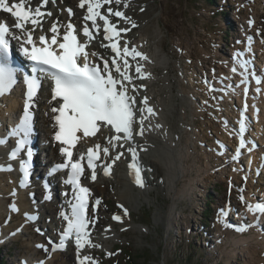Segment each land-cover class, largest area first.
<instances>
[{
    "label": "snow or ice",
    "instance_id": "obj_1",
    "mask_svg": "<svg viewBox=\"0 0 264 264\" xmlns=\"http://www.w3.org/2000/svg\"><path fill=\"white\" fill-rule=\"evenodd\" d=\"M48 3L49 0H42L39 6L32 8L26 6L25 0H14L12 3L10 0H0V10L10 13L15 19L14 25L11 26L7 21L0 22V97L10 94L21 82V78L25 86L22 116L18 124L7 133L8 138H17L15 147L10 152V159L15 160L22 150L27 149L28 158L22 160L20 165L23 172L21 185L27 186L33 155L32 149L28 147L34 132L33 109L44 79H49L51 99L59 104L58 107L51 109L53 113H56L54 121L57 131L54 138L61 144L60 152L65 157V161L55 165L49 175L61 169H68L69 174L63 182L71 185L73 193L70 212L61 213L66 227L59 233L58 242H53L52 251L64 250L69 241H74L78 253V264H97L91 256L79 255L86 247L97 246L93 244L89 231V226L93 223V219L88 214L90 189L81 183L85 162L87 168L91 169V179L95 181L96 169L102 156H111L112 152L116 151L111 161L105 160L102 165L104 174L111 175L116 161L123 156V151L119 149H124L132 156L130 168L134 182L143 187L144 169L139 163L138 150L146 152L147 147L144 144H137L136 137L143 138L154 130L159 131L163 129V125L151 123V118L158 116V113L149 104L148 96L142 97L140 106L137 105V95L140 89L146 90L147 85L137 86L134 80L153 77L146 70L144 63L150 62L149 56L125 39L127 33L138 27L137 23L124 11L112 7L113 4L121 5L124 0H79L78 6L81 9L86 8L81 29L78 30L71 20L66 25H60L57 21L48 29L50 35L45 33L36 36L34 34L37 29L43 32L45 17L52 16L51 11L43 10ZM124 7H128L127 3H124ZM67 11L70 16L73 15L71 8ZM113 17L119 18V21L130 27L120 26L119 21L113 22ZM88 22H91V27ZM249 23L253 21L250 20ZM101 32L103 40L108 42L102 46L114 53L110 58L98 56L89 50V46ZM122 40L123 43H121ZM12 41L18 42L20 52L31 61L30 72L21 73V70L14 65ZM247 41L246 50L235 52L233 57L235 65L231 69L233 74L240 76L239 84L245 86L243 88L244 103L239 113L237 127L229 133L238 137V146L234 149L232 156L234 161L239 160L245 150L251 153L257 147L254 141H248L245 138L250 124L247 97L253 79L256 84L255 93L264 94V87H261L264 85V75H257L252 70V61L244 58L246 52L252 51L253 38L249 36ZM227 88L231 89L232 86L228 85ZM220 91L226 90L222 88ZM252 107L258 119L260 110L255 106ZM225 127L227 128V125ZM102 128H110L112 131V135L108 138V146L96 143L74 158L73 150L78 143L96 137ZM162 134L166 137L167 131L165 130ZM6 142L5 138L0 137V145ZM250 142L253 147H248ZM126 144L129 146L125 149ZM11 170L10 164L6 167L0 166V171ZM257 174H260L259 170ZM242 179L247 182L248 176L245 175ZM243 191V188L239 189L241 194L238 198L246 205L247 212L256 217L254 224L229 223L226 219L229 210L222 208L219 211V222L223 227L232 228L237 232L259 226L261 219L264 218V200L249 203L245 200ZM46 199H51V196H47ZM99 203L100 201L96 200V204L99 205ZM10 207L13 211H19L15 203ZM127 211L124 209L125 214ZM25 216L28 220L37 219V216L28 213ZM113 218L117 221L122 219L119 215ZM37 231L40 230L37 229ZM15 234V232L10 233V235ZM38 247L44 248V245H38ZM39 264H44V261H40Z\"/></svg>",
    "mask_w": 264,
    "mask_h": 264
},
{
    "label": "bare ground",
    "instance_id": "obj_2",
    "mask_svg": "<svg viewBox=\"0 0 264 264\" xmlns=\"http://www.w3.org/2000/svg\"><path fill=\"white\" fill-rule=\"evenodd\" d=\"M65 2L64 0H57L55 16L52 17L53 22L49 24L48 21H45V27L50 28L51 24L56 22V16L60 17L59 23H61V25L67 23L70 20V15L67 11L69 7L75 9L74 19L79 18L80 14L85 13V11H83L78 6L79 0H65ZM236 3L238 4V10L236 14L240 18V23H242V25H240V28H248L250 32H255V45H257V33L260 32L261 36L264 37V0H256L254 2H252L251 0H236ZM241 6L243 8H240ZM122 9L127 11V8H125L124 6L122 7ZM250 14H256L257 16V24L254 22L256 26L253 28H249L248 26H253L252 23H249ZM126 15L129 16V14ZM157 17V14L153 12L147 17L145 15L142 21V25H146V29L147 32H149L148 35L151 38V41L159 38L157 34L159 30L156 31L157 29L153 27V22L157 19ZM244 23H246L245 26L243 25ZM142 25L140 26L142 27ZM158 29H160V27H158ZM160 41L161 43L156 42L157 47L155 49L149 47V45L147 44L149 40H147V42H144V46L145 48H147V50H145L146 54L150 58V62L146 61L144 63L146 70L152 74V77L156 68L155 66L159 63L160 65L162 64V66L165 67L166 72L164 75L160 76L158 80H155L156 78L145 79L142 80V84L147 85L146 91L148 92V97L150 98L149 104L152 105L154 103L151 101L152 99L155 101L157 93V89L156 87H153V84H155L156 81L158 84L162 82L160 90L164 95L159 94V96H161L162 98L160 97L161 99L159 101H155L158 109V116L152 117L151 123L153 125L162 124L163 129L159 131L154 130L143 138L139 137L138 144H144L147 147L146 152L139 150V153L140 156H142L145 160L147 166L154 169L152 175L153 177H155L153 179L149 178V187H161L167 194L172 195L174 198H178L180 196H185L191 193L192 185L195 184L196 181V177H191L189 174L191 172V165H189L188 160H190L191 157H194V162L200 165V169L198 170V172L201 174V180L203 182H207V176H214L213 174L215 172H219V170H216V168L221 165V161L219 160L221 156L215 154V152L221 150L220 148H223V145L221 144L222 140L226 142L231 140V135L229 134L231 131L228 127L224 129L222 120L226 119L227 117L230 120H233L234 118L230 117L229 113H225V116L220 117V121L218 120L216 115L217 113H219L217 107L219 106V104L217 105L215 100L213 99L214 93L209 90V87L203 85L206 82L203 75H200L199 73H193L196 76L199 75L198 79L201 80V82L199 83L197 82V80L195 83L196 77L190 76V80H192V83L191 81L189 83V79H187L184 71L186 67L183 68L182 64H180L179 62H173L171 59L169 60L170 54L168 52H164L166 51L164 47V40ZM98 46L103 47L102 43ZM217 50L218 49H216V51ZM260 51L264 57V43L261 44ZM222 64L218 67H223ZM172 69L175 71L173 75H171ZM260 72L264 74V70ZM221 73H224V71H221ZM203 92L204 96L202 95ZM197 95L202 96V98L198 97ZM199 98H201L202 100H199ZM205 101H207V103H205ZM56 106L57 101H52L51 90L45 84L38 95V99L36 100L33 112L34 118L38 122L40 136L49 141V146L47 148L51 152L50 161L53 164L59 161H65V157L60 152L61 144L58 143L54 138L55 132L57 131V127L54 121V116L56 115V113H53L51 109ZM7 107L8 111H19L22 115L23 101L20 100L18 92L15 93L14 96L8 98ZM4 109H6V105H1V110ZM228 109L229 108H227V110ZM0 115L3 117V113H1ZM173 116L176 118H174L175 120H173ZM197 120H201L202 122V124L200 125V129L195 128L194 123ZM203 127H205V130H212V133L216 136L211 144H205V139L203 138V134L201 133V131H204ZM165 130L167 131L166 137L162 134ZM103 136L104 134H100L97 138H89L81 141L79 147L76 149V154L79 156L82 151L86 150V147L88 145H91L98 139L103 138ZM206 136L209 139V134H206ZM234 146L235 145H232L231 148H233ZM203 148H206V150L210 153H205L204 151H202ZM3 151L4 147L0 148V154L2 157H4ZM211 158L215 159L211 160ZM225 158L226 160H229L227 157ZM202 159H204L205 162L201 161ZM42 160H46V157L44 155L42 156ZM5 164L9 163L5 162ZM119 168L121 177L120 191L118 192L120 196L119 198L125 199V201L129 200V198H137V201H140V199L146 197L147 188H142L141 186L139 187L130 177L124 166H121ZM239 169L229 171L227 174L226 172H224V170H221V173L229 179V182L232 183L233 187H236V205L243 204L238 198L241 194L239 192V189H244L242 193L243 195L251 192V181H254V178H250L244 167H240ZM245 175L248 176L247 182H244L242 179ZM262 176L263 178L259 180L261 185L264 182V168ZM110 178H101L97 180L96 182H94V187L104 189L106 182H109ZM55 181L57 182V185L59 187L62 186L61 174L56 177ZM64 190L67 195H65V193L61 191L59 198H54L51 201H45L42 205L43 215L44 211H47L50 214L45 218L47 219L48 217H51V220L46 221H49L53 226H55V229L58 228L57 224H59L58 213L60 212V208L64 209L66 200H68L73 195L71 187L69 185L65 184ZM262 190L264 191V186H262ZM13 193H15V195H13ZM44 193L45 192L42 191V188L38 190V195L41 194V196H44ZM249 196H251V194ZM38 199H40L39 196ZM103 199L105 198L103 197ZM226 199H231L230 193L223 196L222 202H225ZM13 203L17 205L19 211H13L11 209L10 205ZM174 205L175 204L170 207L168 216L173 213L175 209ZM26 213L31 215H35L37 213L34 208V200L31 199V196L27 195V190H25V188L21 186L18 177L13 172L0 171V228H2V230L4 231H7L13 229L14 227H16V225L18 226L24 224V231L26 233H23V235H17L15 238H13L14 240L18 239L21 236H28V232L30 230H33L35 232L37 229V224H34L33 220H28L25 216ZM126 215L128 216L129 214ZM10 220H15L16 223L11 224L9 223ZM168 222L169 221H167V223ZM39 223H41V221ZM216 225L218 227L223 226L221 223H218ZM242 235L243 232L238 234L231 231H226L224 233V240H226V242L229 243L233 240L236 243L235 248L233 250H230L229 252L230 257H235V253L237 252L236 249H238L239 247V250L244 251V254H242L246 255L247 257L246 262H249L250 264H264V241L262 236L255 234H250L248 236L247 234L243 236ZM27 245L29 247L31 246L32 253H36V256L41 257L42 259L48 257L51 253V246L48 244L46 237L41 233L36 232L35 234L28 236ZM38 245H44V248L38 247ZM30 254L31 253H29L28 255ZM77 255L78 253L76 247L70 245L64 252L53 254L52 257L47 260L46 264H77ZM29 257L32 256L30 255Z\"/></svg>",
    "mask_w": 264,
    "mask_h": 264
},
{
    "label": "rangeland",
    "instance_id": "obj_3",
    "mask_svg": "<svg viewBox=\"0 0 264 264\" xmlns=\"http://www.w3.org/2000/svg\"><path fill=\"white\" fill-rule=\"evenodd\" d=\"M227 2L224 0L223 6L226 9L225 12L228 13L221 14L217 10L221 8L222 0H214V2L209 0H124V3L128 5L126 7L127 13L138 25L131 30L129 38L132 41L147 42L149 40L147 44L152 49L157 47V43H161L160 40H164L166 49L164 52L170 54L169 60L179 62L183 68L186 67L184 69L185 75L189 79L188 82L191 81L192 83L190 78L192 76L197 77L195 75L197 71L201 72L212 64L216 65L215 62L223 53L222 47L216 43V39L219 36L229 37L225 33L226 23L228 21L233 22L232 18H236L235 12L227 8ZM124 3L119 7H123ZM153 12L158 16L153 22V27L157 29L156 31L159 30L157 34L160 39L151 41L146 25H142V21L145 15L147 17ZM215 48L219 50L216 51ZM155 67L153 78L158 80L160 76L165 74L166 70L160 63ZM174 73L175 71L172 69L171 75ZM196 80L198 79L195 78V83ZM161 86L162 82L158 84L156 81L153 84V87L157 89L155 101L162 98L159 94L164 95L160 90ZM197 96L202 98L200 95ZM218 114L216 115L217 118ZM174 118L173 116V120L176 119ZM218 120L220 121L221 118ZM201 124V120L195 121V128L200 129ZM203 128L205 131H201L203 138L207 144H211L216 136L212 130ZM206 134H209V139ZM202 151L210 153L206 148H203ZM213 159L215 158H211V160ZM201 161L205 162L204 159ZM188 162L191 165L189 174L191 177L195 176L196 181L192 185L191 193L178 198H174L163 191L161 187L156 186L146 187L147 196L140 199L141 202L137 201V198H129L126 201L119 198L120 168L109 179V182H106L104 189L94 187L96 194L105 198L103 199L105 202L103 201L100 208L101 222L96 231L97 242L95 245L97 246L93 247L94 251H99L102 254L99 258L103 264H126L127 256L122 251H117L118 246L131 253V259L140 264H250L246 262L247 257L243 255L244 251L239 250V247L236 249L235 257H230L229 252L236 245L233 240L229 243L226 240L219 243L221 245L220 252L212 250L213 253L207 252L208 250L204 248L201 241L197 242L195 233L200 231L194 224H196V217L200 215L199 211H202L199 208L200 205L206 209V214H210L213 218V209L205 206L206 200L211 202L210 205L222 203L223 196L227 193V184L226 176L219 172H215L214 176H207V182H203L202 176L198 172L200 165L194 162V157H191ZM227 181L229 183V179ZM233 190L237 195L236 187H233ZM118 202L128 206V216L124 214L125 212H117ZM173 204H175V209L169 217L168 213ZM117 215L121 216V221L113 218ZM12 221L15 223V220ZM167 221L169 222L167 223ZM33 234H35L33 230L28 232V236ZM28 236H21L13 240L7 247L0 248L4 264L18 262L19 255L26 254V252L33 256L31 246L27 245Z\"/></svg>",
    "mask_w": 264,
    "mask_h": 264
},
{
    "label": "trees",
    "instance_id": "obj_4",
    "mask_svg": "<svg viewBox=\"0 0 264 264\" xmlns=\"http://www.w3.org/2000/svg\"><path fill=\"white\" fill-rule=\"evenodd\" d=\"M212 2H213V0H211ZM210 214H208V216H209ZM207 221V220H206ZM122 251H123V248L122 247H119ZM124 253L126 254V264H140L139 262H136L134 259H131V253H129L128 251H126L125 249H124ZM128 257H129V259H128ZM0 264H4V262H3V259H2V257H1V249H0Z\"/></svg>",
    "mask_w": 264,
    "mask_h": 264
}]
</instances>
